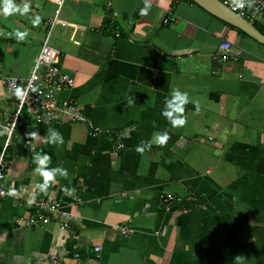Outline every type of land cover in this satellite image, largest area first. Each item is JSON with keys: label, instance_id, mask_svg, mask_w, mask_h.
<instances>
[{"label": "crops", "instance_id": "0c3cea01", "mask_svg": "<svg viewBox=\"0 0 264 264\" xmlns=\"http://www.w3.org/2000/svg\"><path fill=\"white\" fill-rule=\"evenodd\" d=\"M150 3L148 15L140 14L145 0H31L28 14H0L3 73L21 78L57 19L51 44L75 80L59 100L77 102L89 121L16 129L6 150L9 195L0 200V264L53 256L62 264H264V46L189 0ZM17 28L29 31L26 41L9 35ZM222 39L242 49L237 63L213 59ZM174 88L190 97L181 127L162 115ZM16 106L0 82V154ZM49 128L62 144L47 143ZM165 131L166 143L149 146ZM39 151L68 172L46 192L37 188ZM162 195L180 201L167 212ZM39 201L73 214L72 232L60 218L37 220L28 202ZM124 226L133 233L123 235Z\"/></svg>", "mask_w": 264, "mask_h": 264}, {"label": "built area", "instance_id": "2783aa9c", "mask_svg": "<svg viewBox=\"0 0 264 264\" xmlns=\"http://www.w3.org/2000/svg\"><path fill=\"white\" fill-rule=\"evenodd\" d=\"M177 0H174L176 2ZM223 0V3L232 8L240 15L245 16L251 23L262 24L264 26V0ZM54 3L62 6L64 0H53ZM243 3V7L239 4ZM111 3H108L107 9L110 11ZM176 18L169 17L165 23L175 21ZM57 19L54 18L47 24L45 38L38 54L33 59L30 75L25 78L11 77L4 75L2 64L0 62V82H2L7 91L16 97L17 106L13 118L7 124V140L4 151L0 154V200L9 195L7 189L9 168L6 160V150L10 145L13 134L16 129L27 121L39 126H51L53 124L80 123L87 124L88 118L82 111V108L74 100H59V95L65 91L72 90L75 87L74 78L67 74L61 67V51L53 47L51 39L56 26ZM133 24V22H129ZM119 38L120 33L116 34ZM242 49L227 39H222L219 53L213 58L216 61L227 63L240 60ZM21 87L26 90V95L22 98L16 95V89ZM118 148H123L121 142L117 144ZM191 198H189V201ZM161 205L167 212L179 203L180 198L176 195H162L160 197ZM33 210L38 214L37 220L43 223H49L51 217L61 219V228L72 232L71 224L74 215L65 211L60 202H28ZM188 212L187 209L184 210ZM46 214V215H41ZM40 215V216H39ZM33 219L32 222H35ZM121 233L129 236L133 233L131 226L121 228ZM100 248H96L99 252ZM76 260H79L80 253H75ZM50 264H62L58 257H51Z\"/></svg>", "mask_w": 264, "mask_h": 264}, {"label": "clouds", "instance_id": "9594fccd", "mask_svg": "<svg viewBox=\"0 0 264 264\" xmlns=\"http://www.w3.org/2000/svg\"><path fill=\"white\" fill-rule=\"evenodd\" d=\"M243 3L239 4V7H243ZM151 8L150 0H145V6L140 9L141 15H148L149 10ZM31 12V0H24L23 3H17L16 0H0V14L5 17L14 15L19 13L20 15H25ZM31 23L33 26H39L41 23L42 17L40 15H34L30 17ZM15 37L18 41H26L29 36V31L27 29L21 30L20 28L15 29L14 32L9 33ZM16 95L19 97H23L26 95V90L18 87L16 89ZM190 102L189 93L186 91H182L179 88H174L171 91L169 97L165 99L164 108L162 110V115L166 117L173 127H181L186 124L187 118L184 115L185 106ZM129 104L133 103L130 99L128 101ZM47 143L50 144H62L64 142V138L62 133L57 129L49 128L47 130ZM29 135L34 138L35 141L39 142L43 139L38 132H30ZM169 139V134L167 131L160 133H154L152 141H149V146L151 143L155 142L158 144H164ZM138 151H144V148L138 147ZM51 161V157L49 153L39 151L35 153L34 162L36 164L35 172L38 173L41 177H43L42 182L37 184V188L40 192H46L49 188L50 184L54 182L55 178L58 175L67 176V169L55 166L49 167ZM71 194V192H69Z\"/></svg>", "mask_w": 264, "mask_h": 264}, {"label": "water", "instance_id": "95a60500", "mask_svg": "<svg viewBox=\"0 0 264 264\" xmlns=\"http://www.w3.org/2000/svg\"><path fill=\"white\" fill-rule=\"evenodd\" d=\"M206 12L225 22L226 24L242 31L250 39L264 46V35L254 26L253 23L243 18L221 0H192Z\"/></svg>", "mask_w": 264, "mask_h": 264}, {"label": "trees", "instance_id": "16d2710c", "mask_svg": "<svg viewBox=\"0 0 264 264\" xmlns=\"http://www.w3.org/2000/svg\"><path fill=\"white\" fill-rule=\"evenodd\" d=\"M189 1H191L192 3H194L192 0H189ZM221 1H223V0H221ZM194 4H196V3H194ZM238 14H241V13H239L238 12ZM243 18H246L245 16H243ZM254 26L264 35V28H262V27H260L257 23H254ZM232 27V26H231ZM234 30H236L238 33H239V35H240V37H242V38H249L245 33H243L242 31H240V30H238V29H236V28H234V27H232Z\"/></svg>", "mask_w": 264, "mask_h": 264}]
</instances>
